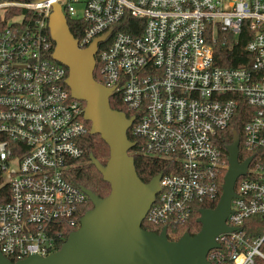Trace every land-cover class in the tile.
I'll use <instances>...</instances> for the list:
<instances>
[{
  "label": "built area",
  "instance_id": "obj_1",
  "mask_svg": "<svg viewBox=\"0 0 264 264\" xmlns=\"http://www.w3.org/2000/svg\"><path fill=\"white\" fill-rule=\"evenodd\" d=\"M54 3L84 23L80 47L110 32L98 44L95 70L137 112L130 129L139 151L167 162L146 216L161 230L222 193L229 162L217 135L246 104L241 162L252 161L227 218L237 229L216 237L208 260L264 264V231L250 237L242 227L252 216L264 227V0H0L2 253L17 261L58 250L63 229L79 227L89 198L66 177L90 127L85 102L66 82L68 67L53 58ZM243 40L248 60L218 63V52L232 53Z\"/></svg>",
  "mask_w": 264,
  "mask_h": 264
},
{
  "label": "water",
  "instance_id": "obj_2",
  "mask_svg": "<svg viewBox=\"0 0 264 264\" xmlns=\"http://www.w3.org/2000/svg\"><path fill=\"white\" fill-rule=\"evenodd\" d=\"M48 25L55 42L53 58L68 67L66 82L71 95L85 102L84 118L91 124L90 134H99L109 146L105 163L93 154L90 158L111 191L100 197L81 186L93 207L81 216L79 227L58 250L12 261L0 249V264H210L208 253L219 246L216 237L237 229L227 224V218L237 196V180L252 161V157L240 161L238 131L233 130V141L227 146L229 166L220 199L216 207L200 209L197 221L201 229L195 234L185 232L177 240L169 239L166 226L160 232L145 229L143 222L160 190L162 173L149 182L141 179L130 153L137 142L128 135L135 116L113 108L110 100L115 87L105 86L95 77L98 44L110 32L88 47H80L59 3L52 5Z\"/></svg>",
  "mask_w": 264,
  "mask_h": 264
},
{
  "label": "trees",
  "instance_id": "obj_3",
  "mask_svg": "<svg viewBox=\"0 0 264 264\" xmlns=\"http://www.w3.org/2000/svg\"><path fill=\"white\" fill-rule=\"evenodd\" d=\"M68 23L70 26L71 31L76 37H80L82 33V28L84 27V23L81 21H75L72 19H68ZM126 31L133 32L128 27L124 28ZM135 33V32H134ZM243 43L235 48L233 52H228L227 50H222L218 52V63L224 66H238L240 63L237 59L233 57H243L248 58L250 57L247 52L243 49ZM95 77L97 80H100V75L98 70L96 69ZM111 106L115 109L123 110L127 113V116L136 115L137 112L129 110L125 104L123 103L120 95L118 92L113 93L111 96ZM246 104L241 106L238 113L234 117L231 122L229 128L224 131H221L217 135L216 143L217 145L223 150L226 160H228V151L227 146L233 141L234 135L233 130H237L242 142V133H243V125L247 120L244 117V110ZM87 125L90 127L91 124L89 121H86ZM129 138L135 140L137 145L133 148L132 153L135 157V166L137 172L141 179L145 182H149L155 175L159 173H163L167 169V162L165 160L144 154L139 151L141 139L134 136L132 134V130L129 129L128 131ZM82 146L84 147V154L79 159L75 160V165L69 168L66 172V177L71 181L74 185L83 186L92 190L95 194L99 195L100 197L107 196L111 191V186L108 182L103 179L102 174L96 168V166L91 162L90 154H93L98 160L105 163L109 156H110V149L108 144L101 138L99 134L92 135L88 132L84 138L81 140ZM243 148L240 146V161L243 159ZM226 171L224 170L220 176L219 184L220 189L222 191V184L224 182V176ZM221 192L219 193L218 197L213 200H204L203 202L195 203L194 211L190 218L183 223L177 224L176 226H168L167 232L168 237L171 240L179 239L185 232H190L191 234L197 233L201 229V223L197 221V218L200 215L201 208H214L216 207L219 199H220ZM93 207L92 201L88 198V200L80 207L79 209V218L90 208ZM143 227L147 230H152L155 232H160L161 228L159 226L153 225L147 221V219L143 222ZM244 230L247 232L248 236L250 237H258L264 231V227L262 226V222L260 217L252 216L248 218L244 225L242 226ZM75 228L66 227L63 229L64 236L62 239H59L58 248L64 243L66 238L68 237L69 233L73 231Z\"/></svg>",
  "mask_w": 264,
  "mask_h": 264
}]
</instances>
